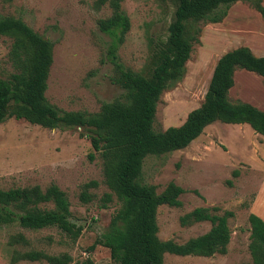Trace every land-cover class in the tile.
<instances>
[{"label":"rangeland","instance_id":"374dc122","mask_svg":"<svg viewBox=\"0 0 264 264\" xmlns=\"http://www.w3.org/2000/svg\"><path fill=\"white\" fill-rule=\"evenodd\" d=\"M110 0H0V14L19 17L52 43L51 64L44 95L62 110L97 111L121 89L110 82L111 63L105 59L110 37L97 28V20L110 14ZM175 0H119L128 16L129 29L116 49L125 68L145 74L152 53L165 40ZM264 5V0L261 1ZM10 39L0 35V76L13 69L7 57ZM244 45L254 55H264V8L261 14L248 2L232 3L218 23H205L193 42L183 77L161 91L155 105L152 128L160 131L182 123L197 107L207 87L215 60L228 49ZM243 75L240 81L238 74ZM231 100H247L264 108V77L236 68ZM233 76V79H234ZM243 95H241V92ZM245 99H243V98ZM78 127L44 128L23 119L0 122V188L55 184L69 203V219L81 226L71 240L54 226L27 230L17 222L0 223V264H49L45 260L19 258V253L39 250L67 253V264H110L107 248L94 244L118 208L111 194L105 206L100 197L109 189L102 181L101 159L91 152L88 139ZM236 174H233V172ZM94 180L93 194L83 203L78 193L83 183ZM139 180L160 192L169 181L183 189L180 206H157V236L182 243L208 230V221L179 224L178 218L194 207H216L211 212L232 211L227 218L229 239L223 254L210 256L163 254L164 264H251L248 251L249 224L253 213L264 219V137L247 124L213 121L185 147L147 155ZM42 206V205H40ZM47 207H50L48 204ZM20 232L26 244L8 242Z\"/></svg>","mask_w":264,"mask_h":264},{"label":"trees","instance_id":"16d2710c","mask_svg":"<svg viewBox=\"0 0 264 264\" xmlns=\"http://www.w3.org/2000/svg\"><path fill=\"white\" fill-rule=\"evenodd\" d=\"M118 1L110 0L111 12L97 20V28L110 37L105 53V59L111 63L109 80L121 93L111 101L102 102L94 112L62 110L48 102L44 92L51 64V41L19 17L0 14V35L10 39L7 57L13 69L0 76V122L13 117L49 129L78 127L79 134L88 139L91 152L87 158L91 160L94 153L99 156L102 181L109 189L100 197V206H105L111 194L119 203L105 230L89 246L91 249L99 244L107 248L110 264H164V253L223 254L229 239L227 218L232 216V211L217 214L211 212L216 207H194L179 216V224L205 220L210 223L208 230L182 243L161 240L157 236L156 208L161 204L180 206L178 196L183 189L169 181L156 192L154 185L142 183L139 176L145 156L185 147L213 121L244 123L264 137V109L228 96L236 68L264 77V55H254L244 45L218 56L201 103L187 112L181 124L160 131L152 128L159 94L183 77L185 62L201 26L220 22L236 1L248 2L262 14V0H175L167 36L152 53L151 66L145 74L123 67L116 55L129 29L128 16ZM96 185L94 180L83 183L78 199L88 202L93 196L88 188ZM69 216L67 198L55 184L43 189L38 185L0 188V223L15 221L27 230L54 226L74 240L81 226ZM247 220L251 264H264V219L249 213ZM8 242L26 244L27 241L20 232H15L8 237ZM18 256L27 260L42 259L49 264L71 261L67 253L47 254L39 250L24 251Z\"/></svg>","mask_w":264,"mask_h":264},{"label":"crops","instance_id":"0c3cea01","mask_svg":"<svg viewBox=\"0 0 264 264\" xmlns=\"http://www.w3.org/2000/svg\"><path fill=\"white\" fill-rule=\"evenodd\" d=\"M261 5H262V4H261ZM262 6H263V8H264V5H262ZM250 50H251V49H250ZM252 53H253V52H252ZM233 76H234V75H233ZM242 76H243V75H241V74L239 73L238 76H236V77H237L236 79L240 81L242 78H244V77H242ZM236 79H235V76H234V79H233V86H234V85L236 84V82H237ZM237 83H238V82H237ZM233 86H232V87H233ZM232 87H231V88H232ZM231 88H230V89H231ZM230 89H229V90H230ZM240 93H241V95H243L242 91H241ZM241 98H243V97H241ZM243 99H245V98H243ZM243 101H247V100H243ZM249 103H250V102H249ZM259 109H264V108H261V107H260Z\"/></svg>","mask_w":264,"mask_h":264}]
</instances>
